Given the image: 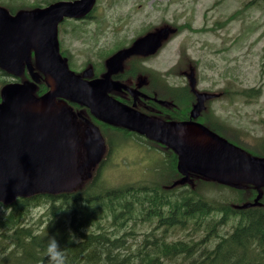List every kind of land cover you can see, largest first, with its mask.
Masks as SVG:
<instances>
[{
    "label": "trees",
    "instance_id": "trees-1",
    "mask_svg": "<svg viewBox=\"0 0 264 264\" xmlns=\"http://www.w3.org/2000/svg\"><path fill=\"white\" fill-rule=\"evenodd\" d=\"M58 1L30 6L0 3L16 14ZM258 1L264 7V0ZM7 78L14 76L0 69V87L9 83ZM19 80L30 77L25 73ZM38 88V94L48 90L45 82ZM188 89L168 88V98L184 110L181 113L172 106L161 118L191 119L196 98ZM247 92L255 97L258 91ZM198 121L247 152L264 157V146L261 152L251 151L231 134L238 133L220 124L208 109ZM148 142L168 154L170 167L158 170L161 173L155 168L150 171L151 177L171 174L166 183L110 186L96 174L71 192L40 193L9 205L0 202V264H47L44 249L49 234H57L68 264H264V188L222 184L193 174L180 184L184 176L177 169V155ZM221 189L236 193L238 202L229 200L236 195ZM69 230L78 242L68 239Z\"/></svg>",
    "mask_w": 264,
    "mask_h": 264
},
{
    "label": "water",
    "instance_id": "water-1",
    "mask_svg": "<svg viewBox=\"0 0 264 264\" xmlns=\"http://www.w3.org/2000/svg\"><path fill=\"white\" fill-rule=\"evenodd\" d=\"M96 2L61 1L16 15L0 6V68L16 77L28 69L33 79V83H11L1 91L0 201L10 204L39 193L71 192L82 182L77 129L58 98L88 108L104 123L171 148L178 156V171L184 176L180 184L188 182L193 174L222 184L264 188V158L245 152L199 122L150 117L109 95L113 90H129L110 78L123 70V61L132 55L156 53L163 34L168 37L167 30L149 34L112 56L104 78L87 81L71 71L60 52L58 26L65 18L87 16ZM32 53L36 65L32 64ZM36 68L51 88L39 98L34 95L35 84L41 81ZM83 75L92 77L93 71ZM204 100L203 96L199 98L192 118L199 116ZM88 128L92 132L85 147L97 163L103 155V137L98 127L89 124Z\"/></svg>",
    "mask_w": 264,
    "mask_h": 264
},
{
    "label": "rangeland",
    "instance_id": "rangeland-1",
    "mask_svg": "<svg viewBox=\"0 0 264 264\" xmlns=\"http://www.w3.org/2000/svg\"><path fill=\"white\" fill-rule=\"evenodd\" d=\"M0 2L30 6L43 0ZM64 25L61 47L71 58L72 69L79 72L88 64L95 66L96 72L102 71L114 52L131 46L148 31L170 25L181 27L175 40L146 63L152 68L144 67L137 60L127 64L137 66L139 71L151 72L163 84L188 87V92L192 87L197 95L207 93L209 113L238 133L237 136L231 132L244 146L261 152L264 146V7L258 0H98L91 19L66 21ZM181 60H190L189 65L176 70ZM133 76L129 74V82ZM137 76L136 87H143L147 78ZM250 89L258 91L255 97L248 95ZM105 135L108 143L113 140V150L108 154L106 149L98 164H86L85 178H90L88 174L92 177L99 174L110 186L152 185L154 181L166 183L171 179V174L151 177L150 173L152 168L158 171L170 167L164 150L132 134L126 136L107 129ZM86 160V153L81 152L80 163ZM220 191L236 195L229 200L238 202L237 194L230 193V189Z\"/></svg>",
    "mask_w": 264,
    "mask_h": 264
},
{
    "label": "flooded vegetation",
    "instance_id": "flooded-vegetation-1",
    "mask_svg": "<svg viewBox=\"0 0 264 264\" xmlns=\"http://www.w3.org/2000/svg\"><path fill=\"white\" fill-rule=\"evenodd\" d=\"M91 18H92V16H87L82 20H68V21H85V20H89ZM169 30H170V33H169L168 39L162 40V46L159 48L160 51H162L168 45V43L175 40V38L178 36V35H176L175 37L170 38V35L173 34V36H174V34H176V32L178 31V27L173 26ZM64 55H65V58L67 59V61L69 62V65L71 67H73L74 64L71 61V58L69 57V55H67L66 52L64 53ZM150 58H152V57L151 56L135 55L134 57H130L128 59H125L123 61V65L126 66L127 63H129L133 60H137V61L141 62V64L144 67L152 68L149 64L146 65V63L150 60ZM88 65H90V64H88ZM127 66L130 67V70L127 71L128 75L122 74V73L119 75L118 74L112 75L111 80L122 82L123 85H125L132 92H130L126 89H122L121 91H111V92H109V94L113 98L121 101L122 103H124L125 105H128V106H133L135 103H137L138 104L137 107L141 106V110H144L143 112H145V113H149L146 110L147 108H149L151 110L150 112H155V113H158L160 115H162V113H165V111L168 109V108H166V104H163V106H162V104L160 105V103H165L166 102L165 97L166 96L168 97V95H167L168 89L166 88L165 84H162V82H160V81H156V80L151 79V77L147 74L146 70L145 71H139L137 66H134L133 64L132 65L127 64ZM178 67L181 68L182 64H179ZM88 69H90V68H86L85 70H83L81 72V75L83 74L84 71H86ZM92 70L94 71L93 77H91V78L84 77L85 80L89 81L93 78L95 79V78L104 77L106 75V73L108 72L107 62H106V68H103V70L100 72V74L103 72L101 74V76H98L99 74L95 73L96 68H92ZM130 73L134 74V76L131 78L132 82H129L130 79L126 78L129 76ZM137 75L138 76H145L147 78V83L143 87H139V88L136 87L135 76H137ZM133 91L138 92L139 95H137L135 97V93ZM58 101H64L67 104V107L69 108V110L71 112L72 120L75 123V125L77 126L78 141H79V159H80V153L81 152H85L86 156H87V160L84 161L82 164L79 161V164L81 166L86 165V164L89 165L90 163L94 164V159L88 158L87 150L85 148V143L89 137V133L91 132V130L88 128V125H89V123H91L95 126H99L100 128L101 127L103 128V126H102L103 123L99 122L95 117H93L88 109L80 106L77 103L69 102V101H66L63 99H59ZM172 106L178 112L182 113V111L184 110L183 107L176 106L175 103ZM87 121H88V123H87ZM103 125H105V124H103ZM82 171L84 172V169H82Z\"/></svg>",
    "mask_w": 264,
    "mask_h": 264
},
{
    "label": "clouds",
    "instance_id": "clouds-1",
    "mask_svg": "<svg viewBox=\"0 0 264 264\" xmlns=\"http://www.w3.org/2000/svg\"><path fill=\"white\" fill-rule=\"evenodd\" d=\"M68 239L76 242L79 240L71 230H69ZM44 251L47 258V264H68L66 250L57 238V234L48 235Z\"/></svg>",
    "mask_w": 264,
    "mask_h": 264
},
{
    "label": "bare ground",
    "instance_id": "bare-ground-1",
    "mask_svg": "<svg viewBox=\"0 0 264 264\" xmlns=\"http://www.w3.org/2000/svg\"><path fill=\"white\" fill-rule=\"evenodd\" d=\"M209 264V263H208Z\"/></svg>",
    "mask_w": 264,
    "mask_h": 264
}]
</instances>
